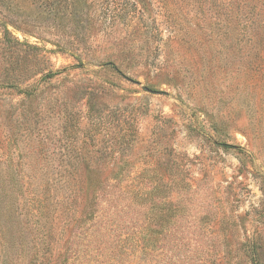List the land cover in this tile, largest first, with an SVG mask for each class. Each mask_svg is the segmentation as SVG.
I'll return each instance as SVG.
<instances>
[{
  "label": "rangeland",
  "instance_id": "374dc122",
  "mask_svg": "<svg viewBox=\"0 0 264 264\" xmlns=\"http://www.w3.org/2000/svg\"><path fill=\"white\" fill-rule=\"evenodd\" d=\"M0 24L49 51L15 49L44 56L20 89L65 68L30 98L0 88V174L21 186L0 264H89L59 179L77 173L142 175L149 196L113 218H164L152 254L119 264H264V0H0Z\"/></svg>",
  "mask_w": 264,
  "mask_h": 264
},
{
  "label": "trees",
  "instance_id": "16d2710c",
  "mask_svg": "<svg viewBox=\"0 0 264 264\" xmlns=\"http://www.w3.org/2000/svg\"><path fill=\"white\" fill-rule=\"evenodd\" d=\"M0 27V50L3 53L6 52L10 59L8 61L10 67L4 71V75L0 76V88H13L25 98L33 97L42 81L53 78L65 68L46 73H43L44 70L40 69L39 73H43V75L39 78L37 85L32 88L20 89L19 85H21L22 78L16 71H20V67L25 68L28 65V57L43 60L44 56L13 57L11 55L15 53V49L23 46L24 49L20 52H25L26 55H39L42 52L49 51L43 50V48L36 45L20 43L17 38L11 35L5 24H0ZM54 46L59 51H62L59 45L54 44ZM19 61L21 62L20 65ZM142 178H144L142 175L137 174L132 176L125 184H122L123 181L127 180V175L123 176L119 173L111 176V178L97 173L60 175V180L71 181L78 186V189L75 190L76 192H74V188H72V192L74 197L78 194L80 199L78 203L80 208L75 212V218L79 219L75 220V222L73 219L70 223L72 224V233H75L73 235L75 241L81 240V242L78 245L76 243L74 245L73 241L72 243L75 248L74 252L87 254L86 257L87 259L89 257V264H119L122 260L121 257L125 255L137 254L138 252L147 256L152 254L158 235L163 232L160 221L164 218H123V220L113 218L114 215H117L115 214L116 205H113L114 201H112L114 198L121 199V194H129L135 199L142 197L143 194L149 196L150 193L145 192L148 189L144 185ZM19 180L20 178L14 170L0 174V235L11 248L15 246L16 242L12 226L15 219L12 218V215L19 192H21ZM113 188L116 190L115 196L110 191ZM103 197H108L106 206L103 208L102 206L100 208L96 206V209L92 210V204L95 206V202L102 200ZM148 209L151 212L153 206H148ZM171 220L177 221L176 218H171ZM176 221L173 225L176 224ZM68 227L66 226V228ZM50 229L51 227L49 228V233ZM43 239L45 240L44 237ZM45 244L49 247L51 242L47 239ZM251 254L252 256L255 255L252 264H257V256L253 250L250 252V256ZM61 259H63L62 264L68 261L66 255Z\"/></svg>",
  "mask_w": 264,
  "mask_h": 264
}]
</instances>
